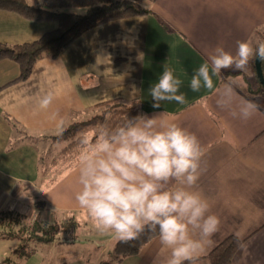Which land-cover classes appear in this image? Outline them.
I'll return each mask as SVG.
<instances>
[{
  "label": "crops",
  "instance_id": "crops-1",
  "mask_svg": "<svg viewBox=\"0 0 264 264\" xmlns=\"http://www.w3.org/2000/svg\"><path fill=\"white\" fill-rule=\"evenodd\" d=\"M25 1L29 5L34 2ZM143 6L153 15L112 22L85 33L56 60H39L24 82L10 84L18 77L19 68L13 61H0V210L19 209L17 199L8 200L15 198L10 197L15 184L25 183L32 199L39 200L34 217L42 212L40 219L48 224L55 216L64 220L69 216L80 225L76 233H100L74 199L79 190L78 166L53 158L42 172L50 182L37 185L42 174L32 141L45 146L59 142L54 141L57 129L48 118L52 111L59 112L64 129L81 121L97 104L113 99L134 101L144 114L158 116V126L176 123L201 143L204 156L196 190L208 199L210 214L221 223L211 242L205 243L198 264H209L205 257L229 236L243 241L231 264H264V103L243 91L251 85L248 76L255 72L254 59L246 71L225 69L213 76V91L202 88L192 92L189 88L193 72L215 47L235 54L237 41L255 42V31L264 28V0H155ZM218 27L223 30L218 32ZM55 28L51 22H29L0 11V42L9 46L36 41ZM164 65L182 80L180 92L187 102L162 101L160 108H153L148 89ZM226 72L236 76L226 77ZM229 77L236 81V96L230 108H221L215 89L222 88ZM46 95L53 99L44 111L39 102ZM241 98L259 105L247 120L231 115L238 111ZM169 186L174 187V182ZM83 239L84 245L76 244L77 237L72 244H59L60 249L69 245L87 249L82 254L75 252L74 261L63 264H98L117 241L112 236L107 242L110 246H95L98 256L91 257L90 243L96 242ZM169 255L155 238L137 256L114 264H165Z\"/></svg>",
  "mask_w": 264,
  "mask_h": 264
},
{
  "label": "clouds",
  "instance_id": "clouds-1",
  "mask_svg": "<svg viewBox=\"0 0 264 264\" xmlns=\"http://www.w3.org/2000/svg\"><path fill=\"white\" fill-rule=\"evenodd\" d=\"M264 63V39L237 41L235 54L215 47L207 60L192 74L189 88L213 91V76L222 70L246 71L249 61ZM182 80L164 65L156 82L148 89L153 108L160 102H187L180 92ZM234 78L217 88V106L230 108L236 96ZM44 96L39 108L47 111L52 103ZM259 110L252 100L240 99L233 117L249 119ZM57 136L63 132L58 111L48 116ZM75 201L102 234L119 242L138 239L145 231L153 233L170 252L165 264H198L205 243L220 228V219L210 214V203L196 190L202 174L204 152L197 136L176 123L158 126V116L140 114L123 124L101 125L93 141L86 134L79 140ZM170 182L175 186L170 187ZM195 233L196 235H193Z\"/></svg>",
  "mask_w": 264,
  "mask_h": 264
},
{
  "label": "trees",
  "instance_id": "trees-1",
  "mask_svg": "<svg viewBox=\"0 0 264 264\" xmlns=\"http://www.w3.org/2000/svg\"><path fill=\"white\" fill-rule=\"evenodd\" d=\"M154 2L155 0H34L33 4L29 5L25 0H0V11L14 13L29 22H51L56 25L54 30L43 34L33 42L12 46L0 42V61H13L19 68L18 77L10 84L26 81L39 60L43 58L56 60L76 40L93 29L120 20L151 15L152 11L144 7L143 3L151 5ZM257 38L264 39V28L255 31L254 39ZM261 68L264 76L262 62ZM230 75L236 76L230 72L224 73L226 77ZM243 91L249 98H256L258 94L264 95V89L257 78L256 86L246 85ZM96 108L97 113L92 118L68 125L63 129L62 135L54 138V141H68L61 149L57 161L62 163L70 161L74 166H78L81 134H86L88 139L93 141L101 125L114 127L123 124L126 117L132 118L144 114L138 102L121 99L100 103ZM37 208L41 207L37 205ZM41 213L25 223L21 219L22 215L0 210V238L13 239L18 245L20 244L19 249L15 250L18 257L30 258L34 255V247L38 245L72 244L77 237L75 232L78 225L71 218L59 223L55 221L45 224L40 219ZM62 233H65L64 237L60 236ZM155 238L153 233L145 231L136 240L126 243L118 241L112 251V262L120 263L126 258L137 256ZM242 243V240L229 236L205 258L209 264H231ZM5 260L7 264H18L9 258Z\"/></svg>",
  "mask_w": 264,
  "mask_h": 264
},
{
  "label": "rangeland",
  "instance_id": "rangeland-1",
  "mask_svg": "<svg viewBox=\"0 0 264 264\" xmlns=\"http://www.w3.org/2000/svg\"><path fill=\"white\" fill-rule=\"evenodd\" d=\"M152 13V12H151ZM153 15V13L151 14ZM223 29H221L220 27H218V32L221 31ZM248 80H251V86H256V78H255V72L252 75L248 76ZM238 82H242L241 77L238 79ZM243 87V86H242ZM259 99L260 101H262L264 103V95L263 94H258V96L255 99ZM98 105V104H97ZM97 105H95L93 108L90 109V112L88 115H84L81 119V121H87L90 118H92L96 113H97ZM32 143L35 146V150L38 153V168L40 173L42 174V172H46L47 168L49 167V163L50 161L54 158V160H57L58 158H56V156H54V154L56 155H60L61 149L64 148L68 141L66 140H61L59 142H51L50 144H47L48 146H45L44 144L38 142V141H32ZM67 164H73V162L70 161H66ZM39 173V174H40ZM51 175V174H49ZM37 185L39 184H47L48 182H50V180H48L47 175L42 174L39 175L38 179L36 180ZM36 184V183H35ZM16 188L11 192L10 197L13 195L15 198H10L8 200V203H12V202H17L20 203L19 209L18 207L15 206H11L10 207V212H16L21 216V219H23V221L25 223L31 221L34 217L35 211L34 206L38 203V201H35L32 199L30 190H27V185L25 183H19L17 182L16 184ZM44 187H39L38 189L41 190ZM37 193V189L35 190ZM12 196V197H13ZM35 201V202H34ZM34 202V203H33ZM46 208H48V206H45V210ZM7 207L4 208V210H6ZM47 212V211H46ZM70 215V214H69ZM42 217V214L40 215V218ZM71 217L66 216L65 217V221L67 219H69ZM63 219H60L58 217H54L53 218V222H60L63 221ZM52 222V223H53ZM73 222H75L73 220ZM76 223V222H75ZM48 224H51V222L49 221ZM78 227H80V225L77 223ZM83 228H86L85 226H83ZM87 230H90L89 228H86ZM77 231V230H76ZM75 235L77 236V239L79 240L78 243L76 244H85L84 240H82L83 237H87L89 239V241L91 242H96V243H90V255L91 257H95L98 256V252L97 249H94L95 246H99V245H103L105 247H108L110 245H108L107 242H109L111 240L112 235L111 234H102V233H93V232H88V231H84L81 230L78 233L75 232ZM61 237L65 236V233L60 234ZM117 241H115L114 244L111 245V249L109 250L110 253L105 254L104 257H102V261L104 263H113L112 262V251L114 249V246L116 244ZM20 244L18 245V242L16 240L13 239H1L0 238V264H7V261L5 260L6 258H9L11 260H14L15 262H17L18 264H63V262H72L74 261L73 256L75 252H81L85 253L87 252V249H78V248H73L72 245H69V247L66 248H58L60 247L59 244L53 243L51 245H38L36 247H34V255L30 256V258H25V257H18L15 253L16 249H19ZM67 256V257H66ZM60 257H65L62 260H60ZM62 262V263H61ZM98 263V264H99ZM114 264V263H113Z\"/></svg>",
  "mask_w": 264,
  "mask_h": 264
},
{
  "label": "water",
  "instance_id": "water-1",
  "mask_svg": "<svg viewBox=\"0 0 264 264\" xmlns=\"http://www.w3.org/2000/svg\"><path fill=\"white\" fill-rule=\"evenodd\" d=\"M254 68H255L256 78L258 79L260 85L264 89V76L261 68V62L258 59H255Z\"/></svg>",
  "mask_w": 264,
  "mask_h": 264
}]
</instances>
